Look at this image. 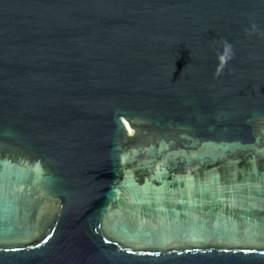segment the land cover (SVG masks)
<instances>
[{
    "label": "water",
    "instance_id": "1",
    "mask_svg": "<svg viewBox=\"0 0 264 264\" xmlns=\"http://www.w3.org/2000/svg\"><path fill=\"white\" fill-rule=\"evenodd\" d=\"M0 264H264V0H0Z\"/></svg>",
    "mask_w": 264,
    "mask_h": 264
},
{
    "label": "snow or ice",
    "instance_id": "2",
    "mask_svg": "<svg viewBox=\"0 0 264 264\" xmlns=\"http://www.w3.org/2000/svg\"><path fill=\"white\" fill-rule=\"evenodd\" d=\"M227 249H225V251H226ZM4 251H7V249H4Z\"/></svg>",
    "mask_w": 264,
    "mask_h": 264
}]
</instances>
